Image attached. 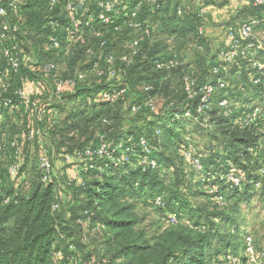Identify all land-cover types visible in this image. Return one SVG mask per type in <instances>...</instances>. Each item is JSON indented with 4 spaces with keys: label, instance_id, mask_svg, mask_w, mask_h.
<instances>
[{
    "label": "trees",
    "instance_id": "16d2710c",
    "mask_svg": "<svg viewBox=\"0 0 264 264\" xmlns=\"http://www.w3.org/2000/svg\"><path fill=\"white\" fill-rule=\"evenodd\" d=\"M50 1L26 0L21 10L23 29L32 43L29 50L39 60L55 62L57 74L66 80L80 73L86 78L77 81L74 89H66L60 99L52 100L47 106L50 112L42 121L28 117L23 110L13 114L4 110L0 117V264H65L72 257L78 264L92 261L120 264V260L123 264H231V256L245 262L249 236H243V228L235 217L240 214L241 204L251 201L257 183H261L259 188L264 187L261 180L264 121L251 127L240 123L244 114L264 105V84H254L256 72L250 59H237L228 69L229 86L225 92L234 109L232 116H224L218 106L225 92L218 91L215 96V105L204 128L218 147L207 153L198 152L203 156V173H196L188 162L190 173L182 171L183 152L188 148L176 141L180 134L177 128L184 119L177 120L174 115H183L188 110L194 113L199 103V97L188 98L185 79H193L198 90L226 76L225 63L220 55L213 54L207 35L208 14L199 15L201 8L215 2L130 0V15L141 4L135 18L114 16L110 24H104L98 20L99 4L120 0H80L79 18L83 21L91 18L90 27L84 26L79 40L64 44L63 51L55 53L47 50L48 37L53 31L44 25L53 19L67 27L68 20L61 6L50 8ZM226 3L227 0L220 5ZM263 12L264 7H255L252 0L225 24V29L261 18ZM136 23L143 30L133 28ZM201 28L204 34H200ZM258 29H264V23ZM61 36L64 38V33ZM123 41L128 44L127 50L115 55ZM134 41L139 43L137 55L127 66L121 59L130 54ZM184 49L192 50L195 59L185 62ZM172 53L178 55L181 66L171 70L158 68L157 62L171 58ZM108 55L116 59L115 76L98 77L93 64L102 57L99 65L105 67L104 58ZM256 57L264 63V50L258 51ZM64 67L62 74L60 69ZM40 74L29 69L18 74L9 71L4 77L8 91L0 90V96L15 99L14 91L30 81L42 90L37 98L44 105L53 89L52 79H44ZM145 87H150V91L145 92ZM115 90H125L115 102L100 97ZM147 98L155 100L157 110L151 112L142 107L133 113L132 108L143 105ZM160 99L164 101L165 112L161 111ZM33 129H46L48 135L41 141L38 138L31 141L28 132ZM142 139L149 143V154L140 145ZM15 141L19 150L13 146ZM102 143L107 145L112 157L125 154L129 162L116 164L109 158H95L93 168L81 165L78 179L71 181L72 176L66 175L64 184L57 179L45 184L38 161L28 191L23 192L16 185L18 178L29 175L35 146H39L40 160L45 152L50 157L62 158L64 154L98 149ZM121 144L124 149L114 152ZM159 144L166 150L179 147L181 158L177 154H165ZM144 159L146 164L142 163ZM150 160L157 163L155 168ZM230 162L243 177L242 189L225 179ZM15 163L19 169L13 175L10 167ZM66 166L77 173L76 165ZM212 187H215L213 193ZM203 197L214 201L216 212L197 209L193 200ZM218 197H223V204ZM158 198H162L163 207L156 205ZM130 199L151 200L155 208L177 221L198 216L191 218L196 229L180 226L151 244L147 235L138 231L135 205H121ZM55 205L59 206L57 211L53 210ZM96 234L103 238L98 248L90 244V238ZM58 253L62 254L61 258H56Z\"/></svg>",
    "mask_w": 264,
    "mask_h": 264
},
{
    "label": "built area",
    "instance_id": "2783aa9c",
    "mask_svg": "<svg viewBox=\"0 0 264 264\" xmlns=\"http://www.w3.org/2000/svg\"><path fill=\"white\" fill-rule=\"evenodd\" d=\"M80 0H51L50 8L61 6L63 12L68 20V26H64L60 20L49 19L44 28H50L53 33L49 35L47 41V50L49 52L54 51L59 53L63 51L64 44L70 45L81 38L82 31L85 27H90L91 18L86 21L81 20L78 15L77 4ZM130 0H120V1H107L101 2L99 7L101 8V13L98 16V20L104 24H110L114 16H121L127 18H135L140 9L141 4L137 5L135 11L130 15L128 10V4ZM26 0H0V69H6L4 71L0 70V90L6 93L7 87L4 82V77L8 76L9 71L14 74H18L22 69H29L31 72L36 73L39 71L44 79H52V91L48 98V102L45 101L43 105L42 100L38 99L37 96L42 90L39 86L30 81H25L23 86L17 88L14 91V97H4L0 96V117H3V111L6 110L8 114H13L16 111L23 110L24 114L30 118H36L42 121L45 116L50 112L47 108L50 102L54 99H60L62 94L66 89H74L77 85V81H83L86 76L80 73L76 78L64 79L57 74L58 65L53 61L39 60L32 50V43L28 39L27 32L23 29V23L21 19V10L25 5ZM253 5L255 7H264V0H253ZM207 14L206 8H201L199 15L200 17H205ZM264 23V12L261 18H252L247 21H243L238 25H231L226 29V37L229 41V46L221 52V59L225 63L223 70L226 76L220 78L216 84H207L200 87L197 90L196 83L190 77L185 79V91L190 100L199 97V103L195 112L188 110L183 115L175 114L174 117L177 120L180 119H191L204 127H207L209 120V112L213 109L215 105V96L218 91L225 92L228 88V69L229 66L234 63L237 59H250L253 63V69H255L256 76L254 79L255 85L264 84V63L263 61L256 57L258 51L264 50V45L256 37V27ZM136 30H143V26L140 23L132 25ZM64 33V38L61 36ZM200 34H204V28L200 29ZM138 41L132 42L130 45V54L124 56L121 60L126 63L127 66L131 64V58L137 55ZM201 49V48H198ZM93 54L92 51H89ZM102 57H99L98 61L93 64V69H95L97 76L102 77L108 75L110 77L115 76V65L116 59L113 55H108L104 58L106 64L105 67L99 65ZM157 66L160 69H176L181 66L180 59L176 53H172L171 58L163 59L157 62ZM105 69V70H101ZM215 72H218L216 70ZM150 87H145V92L150 91ZM125 90H115L110 93H103L100 95L105 100L110 102L117 101L123 96ZM218 106L223 112V115L230 117L234 113L231 101L228 98V93L225 92L223 98L219 101ZM142 107L144 109H149L151 112L157 110L155 100L153 98H147L144 104L141 106H135L132 108L133 113L139 112ZM258 121H264V105L252 108L249 112L244 114L241 118L240 123L245 127H251L255 125ZM160 134V131H157ZM44 136H47L46 129H33L28 132L29 140L33 141L39 139L40 141ZM131 142V139H129ZM144 152L149 154L151 152L149 143L142 139L140 143ZM13 146L19 150V144L17 141L13 143ZM124 145H119L115 150L124 149ZM1 150V146H0ZM202 154L190 148L185 154V159L190 163L196 173H203L204 167L202 164ZM64 162L68 165H76L78 170L74 176L70 179L71 181L79 178L81 172V165L86 164L93 168L92 162L95 158H109L112 162L116 164H122L129 162L128 156L123 154L119 158H114L108 150L105 143L98 149H86L85 151H76L74 154H64L62 156ZM143 164L147 163L144 159ZM152 168L157 166L154 160L149 161ZM40 169L42 170V182L54 183L57 179V173L55 168L54 158L50 157L47 152L43 153L39 160ZM230 172L226 174L225 179L231 182L238 189L243 187V177L239 175L236 171V167L233 163H229ZM19 169V164L15 163L10 167V172L14 175ZM264 175V171L261 172ZM260 182L257 183L259 188ZM215 191V187L211 188V192ZM218 201L223 204V197H218ZM9 202V199L6 200ZM156 205L163 207L164 203L162 198L156 200ZM58 205L53 207L54 211H57ZM175 221V217L172 218ZM97 227L96 229H98ZM95 229V230H96ZM248 249L245 253V259L248 264H259V261L264 258V250L257 249L255 247L254 241L251 237L246 239ZM62 254L58 253L56 258H61ZM231 264H241L242 261L240 257L231 256ZM119 263L123 264V260ZM65 264H78L76 259L73 257L70 259V263ZM89 264H97L96 262H90Z\"/></svg>",
    "mask_w": 264,
    "mask_h": 264
},
{
    "label": "rangeland",
    "instance_id": "374dc122",
    "mask_svg": "<svg viewBox=\"0 0 264 264\" xmlns=\"http://www.w3.org/2000/svg\"><path fill=\"white\" fill-rule=\"evenodd\" d=\"M221 2L224 0H220ZM196 5V4H195ZM256 37L259 41H261L264 45V29H258L256 31ZM127 44V43H126ZM125 41H123V45H120L119 48H116V54H122L128 48V44L126 45ZM183 55L186 56L185 62L189 61L190 59H195L196 54L190 49L182 50ZM264 60V57H262ZM60 72L63 74L65 72L64 69H60ZM209 83H213L212 79L208 78L207 80ZM132 95V94H131ZM131 96L129 97V99ZM159 105L162 112L166 110L164 108V101L160 99ZM163 114V113H162ZM179 134V138L176 141L179 143L185 144L188 149L183 152V170L185 174L190 173V168L187 164V160L185 159V154L190 150V148H194L195 151L199 152H209L212 148H217V144L213 143L211 137L209 136V132L207 128H204L203 125L191 120V119H184L180 126L177 128V133ZM48 135V134H47ZM161 145V144H159ZM162 146V151L169 155H176L181 158L182 151L179 147H172L171 149L166 150L164 145ZM39 146H35L31 153V162L32 165L30 166L29 175L27 174L24 177L16 180V185L22 189L23 192L28 191L32 176L35 173V166L38 164L39 156L38 153ZM59 161H62V158L58 155L54 158L55 168L57 173V182L64 184L67 181L68 176H74V172H70L71 169L69 166L65 164H60ZM60 165H59V164ZM189 163V162H188ZM68 173V174H66ZM172 173V172H170ZM68 175V176H66ZM170 175V174H169ZM261 180L264 185V176L261 177ZM26 181V182H24ZM15 185V186H16ZM60 186V185H59ZM58 186V187H59ZM194 205L197 207L198 210H209L216 212V205L214 201H211L210 198L203 197L200 199L193 200ZM133 204L135 205V215L138 219V231L144 232L148 239L151 241V244L159 241L163 237H165L168 233L177 231L178 227L182 226L187 229H196L194 226L195 220H191L197 218L198 216H193L190 218L183 217L180 218L179 221L175 219L172 221V218H169V213L159 210L153 206L151 200H144L140 202H135L134 200H126L121 205H128ZM237 223H239L243 228V236L251 237L254 243L259 247L260 250H264V187L258 188L254 195L252 196L251 201L244 202L240 206V214L235 217ZM103 238L101 235H93L90 238V244L93 247H101ZM214 264H218L215 263ZM241 264H248L246 261L242 262ZM259 264H264V258L259 261Z\"/></svg>",
    "mask_w": 264,
    "mask_h": 264
},
{
    "label": "crops",
    "instance_id": "0c3cea01",
    "mask_svg": "<svg viewBox=\"0 0 264 264\" xmlns=\"http://www.w3.org/2000/svg\"><path fill=\"white\" fill-rule=\"evenodd\" d=\"M212 1L215 2V4L206 6V12L208 14V26L206 31L212 42L211 48L213 54L219 56L221 52L229 46L225 24L230 21L239 10L249 5L252 0H227V3L224 5L220 4L226 0L222 2L220 0ZM59 163L66 165L64 161H59ZM68 172L70 174V172H74V170H69Z\"/></svg>",
    "mask_w": 264,
    "mask_h": 264
}]
</instances>
